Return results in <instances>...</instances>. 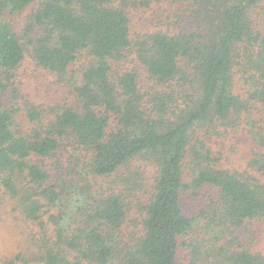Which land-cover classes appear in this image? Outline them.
<instances>
[{"label":"trees","instance_id":"obj_1","mask_svg":"<svg viewBox=\"0 0 264 264\" xmlns=\"http://www.w3.org/2000/svg\"><path fill=\"white\" fill-rule=\"evenodd\" d=\"M151 1L161 0H142ZM172 1L188 4V24L135 39L128 7L137 0H0V201L41 223L44 207L57 208L54 245L41 254L48 264H178L184 236L186 264H264L237 234L264 221V116L251 110L264 107V26L251 16L262 0ZM27 10L19 30L10 18ZM130 50L152 82L148 96L137 68L114 66ZM26 55L75 99L49 114L28 104L18 122L15 71ZM242 120L260 147L251 171L216 167L198 130ZM62 147L72 161L54 177L36 159ZM141 160L155 171L136 224L128 192L149 179ZM207 184L217 201L188 211L184 194Z\"/></svg>","mask_w":264,"mask_h":264},{"label":"rangeland","instance_id":"obj_2","mask_svg":"<svg viewBox=\"0 0 264 264\" xmlns=\"http://www.w3.org/2000/svg\"><path fill=\"white\" fill-rule=\"evenodd\" d=\"M137 1L139 3L129 5L128 7L131 20V34L135 39H140V36L143 34L159 30L173 33L188 24L186 13L189 6L186 2L161 0L151 1L147 4L143 3L142 0ZM254 9L251 16L255 24L264 26V0ZM27 13L28 10L18 15H13L10 18L11 20L14 19L13 21L17 23L19 30L24 25L25 14ZM131 52L133 51H126L125 57L116 61L114 66L121 71L132 69V67L137 68L140 75L142 92L148 96L147 92L152 91V82L137 54ZM238 80L236 81V87L240 93L244 92V80L242 78ZM66 82L62 81L53 72L37 65L29 55H26L21 66L15 71V85L18 88V122L26 116L25 107L28 104L38 105L49 114L51 108L54 109L57 105L73 102L75 99L73 88L68 83L66 84ZM251 110L255 113L256 118L261 115L262 117L264 116V107L261 103H255ZM253 113H251L252 116H254ZM22 126H26L25 123ZM207 131V129H199L198 133L201 136L203 134L206 135L214 158L216 157L217 159L214 162L216 167L251 171V159L253 158L254 151L257 148L260 149V147L251 139L247 121L242 120V123H238L234 127L229 124L227 126L215 125L209 132ZM68 156L69 152L62 147L56 157L37 158L36 161H39L45 168L49 169L55 177L60 172H68L67 167L72 161ZM60 162L63 164L61 169H59ZM137 165L142 166L144 176L146 179L149 177V179L145 181V186L141 187V189L136 188L128 192L129 200L132 203L130 213L136 219V224L141 220L139 202L142 203L147 200L148 192H146V187L153 183L150 177H152L155 171L149 162L141 160L137 162ZM91 181L94 186L96 185L98 190L102 189L100 186L104 188L108 186L107 181L102 178L92 177ZM218 196V190L212 185L207 184L198 189L187 190L184 194V204L188 211L196 213L212 199L213 201H217ZM54 211H57V208L51 206L44 207L42 212V220L44 222L41 223L27 219L21 215L17 210L16 203H12L9 200L5 201V199L1 200L0 264H3L4 260L9 259H13L16 263H21L23 259H28L34 264H48L46 260L41 258V254L48 246L54 245L55 242L54 226L49 219L50 213ZM131 226L133 227L134 223ZM237 234L241 237V241L246 243L247 247H250L255 252L264 254V221L253 220L244 225L242 229H238ZM185 239H187L186 236L183 237L178 250V264H186L188 259H190V248L185 244Z\"/></svg>","mask_w":264,"mask_h":264}]
</instances>
